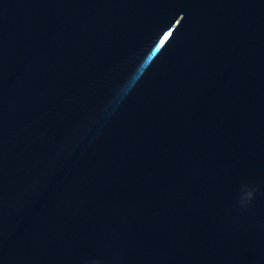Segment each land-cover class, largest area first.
<instances>
[{
    "label": "water",
    "instance_id": "95a60500",
    "mask_svg": "<svg viewBox=\"0 0 264 264\" xmlns=\"http://www.w3.org/2000/svg\"><path fill=\"white\" fill-rule=\"evenodd\" d=\"M0 264H264V0H0Z\"/></svg>",
    "mask_w": 264,
    "mask_h": 264
}]
</instances>
